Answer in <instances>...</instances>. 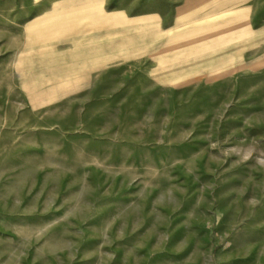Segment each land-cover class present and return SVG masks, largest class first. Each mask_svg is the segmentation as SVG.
Instances as JSON below:
<instances>
[{"label": "rangeland", "instance_id": "obj_1", "mask_svg": "<svg viewBox=\"0 0 264 264\" xmlns=\"http://www.w3.org/2000/svg\"><path fill=\"white\" fill-rule=\"evenodd\" d=\"M0 264H264V0H0Z\"/></svg>", "mask_w": 264, "mask_h": 264}, {"label": "crops", "instance_id": "obj_2", "mask_svg": "<svg viewBox=\"0 0 264 264\" xmlns=\"http://www.w3.org/2000/svg\"><path fill=\"white\" fill-rule=\"evenodd\" d=\"M99 48H88L86 52L83 53V60L86 65L91 69L89 75L101 77L105 72H108L116 66L120 60V48L117 49L104 48L103 46H98Z\"/></svg>", "mask_w": 264, "mask_h": 264}, {"label": "bare ground", "instance_id": "obj_3", "mask_svg": "<svg viewBox=\"0 0 264 264\" xmlns=\"http://www.w3.org/2000/svg\"><path fill=\"white\" fill-rule=\"evenodd\" d=\"M77 208V210L80 212L81 210L78 208V207H76ZM81 208V207H80Z\"/></svg>", "mask_w": 264, "mask_h": 264}]
</instances>
